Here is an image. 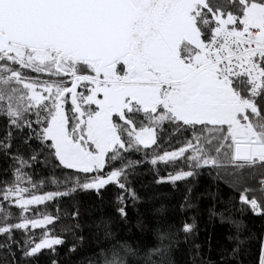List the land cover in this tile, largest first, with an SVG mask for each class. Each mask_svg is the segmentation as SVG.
I'll list each match as a JSON object with an SVG mask.
<instances>
[{
  "label": "snow or ice",
  "instance_id": "6c2138e0",
  "mask_svg": "<svg viewBox=\"0 0 264 264\" xmlns=\"http://www.w3.org/2000/svg\"><path fill=\"white\" fill-rule=\"evenodd\" d=\"M0 118V250L13 264L65 243L59 217L33 206L116 185L126 217L125 200L138 199L129 176L144 163L177 168L173 184L200 169L231 176L241 211L264 216V0H0ZM165 126L191 135L161 154ZM49 162L67 170L48 177L64 188L38 194L36 168ZM177 238L113 244L89 264H171Z\"/></svg>",
  "mask_w": 264,
  "mask_h": 264
},
{
  "label": "trees",
  "instance_id": "16d2710c",
  "mask_svg": "<svg viewBox=\"0 0 264 264\" xmlns=\"http://www.w3.org/2000/svg\"><path fill=\"white\" fill-rule=\"evenodd\" d=\"M4 129L5 121L0 118V136L4 135ZM190 135L167 126L158 140L161 154L163 150L178 149ZM132 158L140 157L133 154ZM181 167L187 170L182 164ZM7 168L8 162L0 156V180L5 179ZM177 170L163 163L140 165L129 176L130 187L138 199L125 200L126 217L117 210V195L121 190L116 185H109L102 197L93 191H77L36 206L59 217L55 233L65 243L56 246L55 254L43 250L33 264H52L53 259L57 264H89L90 260L95 262L102 248L113 244H127L142 251L157 243L158 233L167 231L178 233L177 242L171 247V264H258L264 216L254 214L250 208L241 211L238 195L230 185L232 177L217 180L214 173L209 175L207 169H200L199 174L173 184L167 178ZM64 171L67 170L54 168L51 162L38 165L35 178L45 181L38 194L63 190V183L54 185L48 177L62 181ZM258 179L259 176L250 179L249 183L257 187ZM13 212L18 214V209ZM185 224L193 225L190 234L184 233ZM3 239L0 236V241ZM16 239L21 240L22 233H17ZM73 247L74 252L70 251ZM237 247L239 251L234 255L233 249ZM0 264H13L2 250ZM131 264H136L134 259Z\"/></svg>",
  "mask_w": 264,
  "mask_h": 264
},
{
  "label": "flooded vegetation",
  "instance_id": "af4514ba",
  "mask_svg": "<svg viewBox=\"0 0 264 264\" xmlns=\"http://www.w3.org/2000/svg\"><path fill=\"white\" fill-rule=\"evenodd\" d=\"M33 75H35V74H33ZM166 127L167 126H165V128L164 129H166ZM164 131V130H163ZM163 131H161V130H157V134H158V137L160 138V135L163 133ZM153 147H155V146H153ZM160 147H161V145H160Z\"/></svg>",
  "mask_w": 264,
  "mask_h": 264
},
{
  "label": "rangeland",
  "instance_id": "374dc122",
  "mask_svg": "<svg viewBox=\"0 0 264 264\" xmlns=\"http://www.w3.org/2000/svg\"><path fill=\"white\" fill-rule=\"evenodd\" d=\"M58 198V197H57ZM48 202H51V201H48ZM47 203V202H46ZM33 207H36V206H33ZM28 214V213H27ZM37 230H39V229H37ZM37 230H35V231H37Z\"/></svg>",
  "mask_w": 264,
  "mask_h": 264
}]
</instances>
